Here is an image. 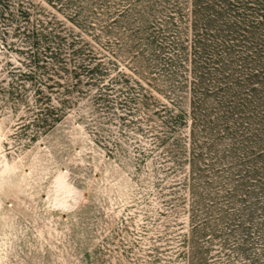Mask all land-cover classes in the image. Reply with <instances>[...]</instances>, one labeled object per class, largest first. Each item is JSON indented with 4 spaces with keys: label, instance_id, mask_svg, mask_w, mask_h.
Listing matches in <instances>:
<instances>
[{
    "label": "rangeland",
    "instance_id": "374dc122",
    "mask_svg": "<svg viewBox=\"0 0 264 264\" xmlns=\"http://www.w3.org/2000/svg\"><path fill=\"white\" fill-rule=\"evenodd\" d=\"M0 264H264V0H0Z\"/></svg>",
    "mask_w": 264,
    "mask_h": 264
}]
</instances>
